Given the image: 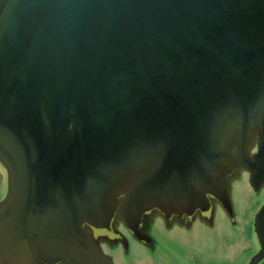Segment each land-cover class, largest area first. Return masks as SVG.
Wrapping results in <instances>:
<instances>
[{"label": "flooded vegetation", "instance_id": "obj_1", "mask_svg": "<svg viewBox=\"0 0 264 264\" xmlns=\"http://www.w3.org/2000/svg\"><path fill=\"white\" fill-rule=\"evenodd\" d=\"M231 32L254 60L152 52L163 61L145 92L94 115L35 174L21 236L37 264H248L251 247L225 251L256 242L264 204V7L236 15Z\"/></svg>", "mask_w": 264, "mask_h": 264}, {"label": "water", "instance_id": "obj_2", "mask_svg": "<svg viewBox=\"0 0 264 264\" xmlns=\"http://www.w3.org/2000/svg\"><path fill=\"white\" fill-rule=\"evenodd\" d=\"M262 6L264 0H0V171L8 180L6 191L0 187V264H37L21 236L35 174L94 115L145 92L150 64L163 61L152 52L251 62L255 56L245 55L248 45L231 27L236 15ZM253 234L258 248L248 264H264V204Z\"/></svg>", "mask_w": 264, "mask_h": 264}, {"label": "rangeland", "instance_id": "obj_3", "mask_svg": "<svg viewBox=\"0 0 264 264\" xmlns=\"http://www.w3.org/2000/svg\"><path fill=\"white\" fill-rule=\"evenodd\" d=\"M0 178H1V175H0ZM235 232H236V237H240L242 235V229L240 227L236 228ZM248 247H251L250 252L254 253L257 250L258 245H257L256 242L248 243V241L243 242L241 240H238L232 245V247H229V248L226 249V251H225L226 252V257L232 258V257L236 256V254L238 252H240L243 249H246ZM248 255H249V253H244L245 261L249 260L250 256L248 257ZM243 263L245 264L244 261H243Z\"/></svg>", "mask_w": 264, "mask_h": 264}]
</instances>
